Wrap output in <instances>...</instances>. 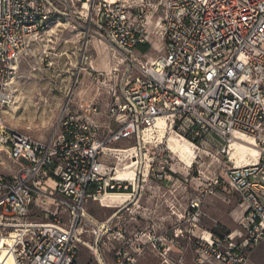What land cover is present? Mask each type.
Returning a JSON list of instances; mask_svg holds the SVG:
<instances>
[{"label":"built area","instance_id":"2783aa9c","mask_svg":"<svg viewBox=\"0 0 264 264\" xmlns=\"http://www.w3.org/2000/svg\"><path fill=\"white\" fill-rule=\"evenodd\" d=\"M62 23L84 25L117 61L111 69L116 82L106 91L107 132L92 133L64 111L49 139L39 141L0 116V166L4 156L15 168L0 174V264L9 258L12 264H77L81 246L97 264H137L149 246L167 264L181 238L193 244V264H251L264 243V0H0V107L15 101L10 89L20 62ZM150 36L164 41L167 53L146 61L141 47L150 45ZM96 76L102 82L103 75ZM159 119L197 152L212 141L229 150L236 136L253 139L254 163L207 177L198 170L207 194L226 186L236 195L242 230H202L203 202L195 198L185 210L172 209L174 238L166 230L158 238L152 231L131 234L133 208L149 183L173 180L171 169L144 164ZM122 144L127 147L115 148ZM110 155L135 163L138 180L123 179L117 167L108 177ZM123 194L130 198L111 204L105 221L89 212L93 203L105 208L107 196Z\"/></svg>","mask_w":264,"mask_h":264},{"label":"rangeland","instance_id":"374dc122","mask_svg":"<svg viewBox=\"0 0 264 264\" xmlns=\"http://www.w3.org/2000/svg\"><path fill=\"white\" fill-rule=\"evenodd\" d=\"M81 27L74 28L68 23L53 26L42 41L33 47L28 58L20 62L10 89L15 95V101L10 106L0 107V116L10 128L34 140L46 141L52 135L61 113L69 111L80 123L89 125L92 133L102 136L107 132L106 111L109 96L106 91L116 82L111 69L117 61L112 59L110 49L105 43L98 37L87 35L86 27ZM149 41V50L143 52L144 60L152 61L158 56L166 55V45L158 36H150ZM97 74L103 75L100 83L94 80ZM93 107H97L98 113L92 112ZM167 130L162 139H157L155 144L147 147L143 153L146 157L144 163L148 165L155 161L157 165L166 167L167 171L172 169L175 174L172 175V181L161 183L162 187L153 186L152 181L149 183L146 193L147 196L150 194V197H146L145 193L139 204L133 208L136 214L134 228H139L135 230V234L137 231H152L158 238L166 230L167 235L174 238L178 220L172 215V209L175 207V211L185 210L195 198H201L203 202L200 208L202 230L217 234L242 230L241 219L244 210L232 190L222 186L223 192L217 190L215 195L206 193L208 181L205 177L235 165V160L230 161L231 155H228L227 148L224 150L219 141L204 144L200 151L194 150L196 155L198 153V159L194 161L192 153H182L179 148L174 147L175 144L173 145L170 139L172 130ZM126 147L123 144L115 146ZM168 150L171 153H168ZM187 150L190 152L191 147L188 146ZM240 161L237 157L240 165L246 162ZM131 162L125 155L106 156L107 176H113L115 167L117 171H122L123 167ZM1 163H4V166H0L1 175L10 176L15 173V168L6 157H1ZM197 163L200 165L197 166ZM133 170L137 173V170ZM198 170L204 173L205 177L199 176ZM198 177H201L200 181L197 180ZM135 179L138 180V177ZM115 200L113 205L118 207L122 200ZM89 212L98 220L105 221L113 210L93 203ZM47 221L43 219V222ZM133 223L131 222L130 228ZM181 226L185 229L186 223ZM105 252L108 262H112L111 254L108 250ZM7 264L12 262L9 260ZM78 264L97 263L90 250L81 246ZM137 264L166 263L158 252L149 246L137 260ZM167 264H193V244L186 238L179 239V246L169 253ZM251 264H264V243L251 256Z\"/></svg>","mask_w":264,"mask_h":264},{"label":"bare ground","instance_id":"6f19581e","mask_svg":"<svg viewBox=\"0 0 264 264\" xmlns=\"http://www.w3.org/2000/svg\"><path fill=\"white\" fill-rule=\"evenodd\" d=\"M157 129H158V133H157L158 139L160 140V138L162 139V137H164L166 131H168L167 130L168 124L166 123L165 119H159ZM170 139L173 141L172 142L173 145L175 144L174 147L179 148L182 151V153H190V154L192 153V155H194V159H195L196 153L194 152L192 145L182 135H180L176 131L172 130V134H171ZM234 141H238V142L241 141V142L240 143L232 142L230 147H229V150H228V155H231L230 161L235 160L234 164L236 166H242L244 164H251L257 160L259 153H258V150L254 146L253 139H251L247 136H236ZM187 145L189 147H191L190 152H188V150H187V148H188ZM237 157H239V159L241 160L240 163H243V161L245 162V160H246V162L244 164L240 165L237 162ZM247 157H248V159H246ZM191 165H192V163H191ZM134 167H135V163L130 164V165H126L125 167H123L124 169L122 171L121 170L119 171L120 176H122L123 179H127L129 181H134V179H135V172L133 170ZM129 198H130L129 194L107 196L105 198L107 200H105L106 203L104 202V205H105L104 207L105 208H112L111 204H114V202L116 201L115 199H121L122 201H128ZM108 200L110 201V203ZM9 260L12 262V259L9 258L5 264H7V262Z\"/></svg>","mask_w":264,"mask_h":264},{"label":"crops","instance_id":"0c3cea01","mask_svg":"<svg viewBox=\"0 0 264 264\" xmlns=\"http://www.w3.org/2000/svg\"><path fill=\"white\" fill-rule=\"evenodd\" d=\"M152 185L153 186H155V187H162V185H158V184H156V183H154V182H152ZM150 186V185H149ZM151 188H153V187H151ZM146 197H150V194H148V196H147V193H146ZM146 215V214H145ZM161 215H162V213H161ZM141 218V217H140ZM143 218H145V217H143ZM134 222V221H133ZM132 222V223H133ZM136 224H135V222L133 223V225H132V228H130V231H131V234H135V230L136 229H139L138 227L137 228H134V226H135ZM129 227H131V222L129 223ZM133 228H134V230H133Z\"/></svg>","mask_w":264,"mask_h":264},{"label":"trees","instance_id":"16d2710c","mask_svg":"<svg viewBox=\"0 0 264 264\" xmlns=\"http://www.w3.org/2000/svg\"><path fill=\"white\" fill-rule=\"evenodd\" d=\"M149 48H150V45H145V46L141 47V50H142L143 52H145V51L149 50ZM170 173H171V174H175L174 171H173L172 169H171ZM218 191L223 192L224 190H223L222 187H220V188H218ZM112 214H113V213H112ZM112 214H111V215H112ZM111 215H110V216H111ZM110 216H109V217H110ZM216 234H217V233H216ZM76 263L78 264V256H77Z\"/></svg>","mask_w":264,"mask_h":264}]
</instances>
